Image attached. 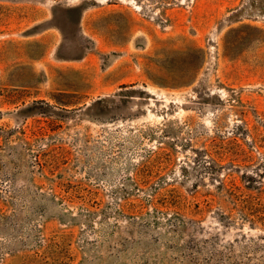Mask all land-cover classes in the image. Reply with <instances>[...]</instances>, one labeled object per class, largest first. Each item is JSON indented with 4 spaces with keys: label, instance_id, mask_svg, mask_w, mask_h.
<instances>
[{
    "label": "rangeland",
    "instance_id": "1",
    "mask_svg": "<svg viewBox=\"0 0 264 264\" xmlns=\"http://www.w3.org/2000/svg\"><path fill=\"white\" fill-rule=\"evenodd\" d=\"M0 264H264V0H0Z\"/></svg>",
    "mask_w": 264,
    "mask_h": 264
}]
</instances>
